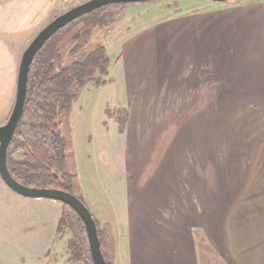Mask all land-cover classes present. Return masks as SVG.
Here are the masks:
<instances>
[{
  "label": "crops",
  "instance_id": "1",
  "mask_svg": "<svg viewBox=\"0 0 264 264\" xmlns=\"http://www.w3.org/2000/svg\"><path fill=\"white\" fill-rule=\"evenodd\" d=\"M84 1L0 0V125L24 48ZM174 1L164 11L143 4L161 10L134 42L151 50L153 75L115 107L157 113L192 98L196 117L169 136L148 172H94L86 185L76 175L82 197L110 264H264V0ZM59 203L49 205L60 215Z\"/></svg>",
  "mask_w": 264,
  "mask_h": 264
},
{
  "label": "rangeland",
  "instance_id": "2",
  "mask_svg": "<svg viewBox=\"0 0 264 264\" xmlns=\"http://www.w3.org/2000/svg\"><path fill=\"white\" fill-rule=\"evenodd\" d=\"M150 2L147 3L158 4L162 11L176 6L174 0ZM179 2L182 5V0ZM143 4L146 3L109 5L107 8L113 13L111 24L94 27L89 39L72 41L62 50L64 64L79 59L99 44L105 47L110 58L108 74L102 76L106 83L99 87L93 82L86 84L69 114L72 150L66 154L63 170L78 175L85 185L92 180L94 172L123 168L148 172L169 136L183 121L196 117V112L190 111L194 107L192 98L188 103L185 100L183 105L182 102L178 105L180 100H169L170 105L157 113L151 112L150 108L144 113H128L115 107L117 101L124 103L128 88L137 83L146 87L153 75L151 50L148 47L138 50L134 42H141L135 36L139 37V31L149 24V16L161 10L154 5L143 7ZM77 44L79 48L73 51ZM211 94V89L206 91V102L211 99ZM145 133L148 138L144 141ZM0 187L15 196L9 195V199L0 190V264H84L81 260H69L70 233H55L59 208L49 204L57 201L21 196L1 180ZM82 200L87 206L83 197ZM88 209L91 214L94 212Z\"/></svg>",
  "mask_w": 264,
  "mask_h": 264
},
{
  "label": "trees",
  "instance_id": "3",
  "mask_svg": "<svg viewBox=\"0 0 264 264\" xmlns=\"http://www.w3.org/2000/svg\"><path fill=\"white\" fill-rule=\"evenodd\" d=\"M108 6L67 23L50 36L33 56L23 112L6 154L9 173L23 185L61 189L83 202L76 174L63 170L66 154L72 150L69 114L86 84L93 82L95 87H99L106 83L102 76L108 74L110 60L102 44L67 64L62 61V50L72 41L89 39L94 27L111 24L113 13ZM78 48L79 44L74 46L73 51ZM61 205L55 233H70L67 243L69 260L93 264L81 219L70 206ZM93 219L102 255L110 264L103 252L102 234L96 219Z\"/></svg>",
  "mask_w": 264,
  "mask_h": 264
},
{
  "label": "water",
  "instance_id": "4",
  "mask_svg": "<svg viewBox=\"0 0 264 264\" xmlns=\"http://www.w3.org/2000/svg\"><path fill=\"white\" fill-rule=\"evenodd\" d=\"M152 0H86L73 5L62 13L53 17L24 48L17 73L16 93L12 109L6 121L0 125V178L4 184L15 193L29 198H44L58 201L70 206L81 219L86 232L90 258L93 264H107L100 248L97 227L87 206L73 194L52 187L26 186L16 181L8 171L6 154L17 123L22 115L26 91L28 71L35 53L58 29L72 20L95 9L112 4L140 3ZM211 2H227L230 0H206Z\"/></svg>",
  "mask_w": 264,
  "mask_h": 264
}]
</instances>
